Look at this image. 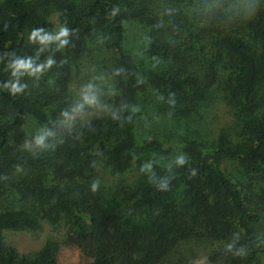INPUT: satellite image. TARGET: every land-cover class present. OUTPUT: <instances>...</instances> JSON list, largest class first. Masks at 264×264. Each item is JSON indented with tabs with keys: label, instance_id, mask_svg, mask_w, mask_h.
<instances>
[{
	"label": "trees",
	"instance_id": "obj_1",
	"mask_svg": "<svg viewBox=\"0 0 264 264\" xmlns=\"http://www.w3.org/2000/svg\"><path fill=\"white\" fill-rule=\"evenodd\" d=\"M53 5L66 33L60 48L49 36ZM161 6L168 16L156 13ZM182 6H190L189 13L180 12ZM130 20L147 27L145 52L164 68L149 75L167 109L176 115L189 109L214 82V57L223 49L235 65L228 103L252 116L239 142L219 135L209 151L188 142L177 173L153 169L140 186H115L100 201L90 186L98 161L115 175L130 154L138 160L139 149L156 144L135 143L139 112L132 102L141 83L122 48ZM97 30L117 60L111 106L70 131L54 107L64 103L70 66ZM263 100L264 0H0V196L18 202L0 205V264H56L58 247L50 239L28 254L4 242L5 230L32 234L43 220L62 221L77 264H184L167 258L190 239L218 244L206 256L208 264H259ZM27 115L40 126L35 151L21 149L16 139ZM224 160L236 162L238 173L227 170Z\"/></svg>",
	"mask_w": 264,
	"mask_h": 264
},
{
	"label": "rangeland",
	"instance_id": "obj_2",
	"mask_svg": "<svg viewBox=\"0 0 264 264\" xmlns=\"http://www.w3.org/2000/svg\"><path fill=\"white\" fill-rule=\"evenodd\" d=\"M189 7L182 6L178 10L187 13L191 10ZM156 13L169 15L164 6H161ZM48 21L50 40L60 48L64 38L60 33L64 30L57 20L56 5L51 7ZM147 32L146 25L131 20L126 21L122 48L132 58L141 83L132 102L133 111L139 112L133 124L135 143L139 147L151 141L156 144L139 149L138 160L130 154L124 170L115 175L110 174L108 167L98 161L95 175L90 178V186L100 197V201L101 198L109 199L110 190L115 186L131 188L140 186L144 175L153 169H166L171 173H177L180 163L185 159L181 147L188 142L200 144L205 151H209L215 145L219 135H224L232 142H239L238 135L241 128L252 116L240 106L235 107L228 103L235 65L223 49L214 57V82L194 99L189 109L181 115H176L173 110L167 109L149 75L151 72H161L164 68L160 63L149 58L145 52ZM208 43L210 41L206 44ZM213 46L215 48L218 45L213 44ZM116 62V55L106 48L104 35L97 30L87 40L84 51L70 66L71 78L64 103L54 107L55 118L59 122L63 121L67 130L74 131L78 123L101 118L110 109ZM60 107H63L61 111ZM259 111L264 114V100ZM48 115L53 119L51 113ZM39 135L40 126L31 115H27L16 139L21 149L35 151L39 145ZM222 165L232 174L239 171L236 162L224 160ZM0 205L16 207L18 202L14 196L3 194L0 196ZM46 239L57 243L56 264H77L78 252L65 242L64 225L60 220L54 223L43 220L40 228L32 234L25 230L9 229L5 230L4 236L7 245L20 253L27 254L36 251ZM217 248L216 242L190 239L177 244L168 255L167 262L208 264L206 256ZM259 264H264V257L259 258Z\"/></svg>",
	"mask_w": 264,
	"mask_h": 264
},
{
	"label": "clouds",
	"instance_id": "obj_3",
	"mask_svg": "<svg viewBox=\"0 0 264 264\" xmlns=\"http://www.w3.org/2000/svg\"><path fill=\"white\" fill-rule=\"evenodd\" d=\"M60 35L63 36V35H66V33L62 31V32L60 33Z\"/></svg>",
	"mask_w": 264,
	"mask_h": 264
}]
</instances>
